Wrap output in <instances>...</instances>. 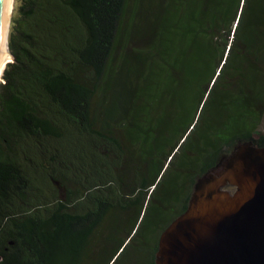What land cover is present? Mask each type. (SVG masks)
Listing matches in <instances>:
<instances>
[{"label": "trees", "instance_id": "trees-1", "mask_svg": "<svg viewBox=\"0 0 264 264\" xmlns=\"http://www.w3.org/2000/svg\"><path fill=\"white\" fill-rule=\"evenodd\" d=\"M151 1L15 0L0 264H156L196 181L264 146V0Z\"/></svg>", "mask_w": 264, "mask_h": 264}, {"label": "water", "instance_id": "water-1", "mask_svg": "<svg viewBox=\"0 0 264 264\" xmlns=\"http://www.w3.org/2000/svg\"><path fill=\"white\" fill-rule=\"evenodd\" d=\"M13 4L0 0V82L14 60ZM156 264H264V146L237 144L196 181L187 209L160 235Z\"/></svg>", "mask_w": 264, "mask_h": 264}, {"label": "bare ground", "instance_id": "bare-ground-1", "mask_svg": "<svg viewBox=\"0 0 264 264\" xmlns=\"http://www.w3.org/2000/svg\"><path fill=\"white\" fill-rule=\"evenodd\" d=\"M13 2H14V0H11V5H12V8L14 7V4H13ZM8 12H10V8H9V10H8ZM6 37H7V34H5V40H4V44H3V52H7L8 51V49H7V45H6ZM5 57V54L3 53V54H1V57ZM7 56L9 57V59H11V54L9 53V52H7ZM0 57V59H2ZM3 81V78H2V80H1V82ZM0 82V83H1Z\"/></svg>", "mask_w": 264, "mask_h": 264}, {"label": "rangeland", "instance_id": "rangeland-1", "mask_svg": "<svg viewBox=\"0 0 264 264\" xmlns=\"http://www.w3.org/2000/svg\"><path fill=\"white\" fill-rule=\"evenodd\" d=\"M151 3H152L151 0H145V2H144L143 4H142V3H140V4H142L143 7H145V8H149L150 5H151ZM10 30H11V29H10Z\"/></svg>", "mask_w": 264, "mask_h": 264}]
</instances>
